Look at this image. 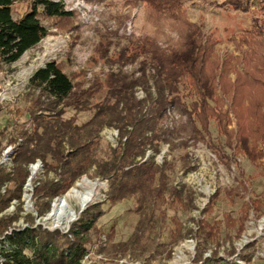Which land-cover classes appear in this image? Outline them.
<instances>
[{
  "label": "trees",
  "instance_id": "1",
  "mask_svg": "<svg viewBox=\"0 0 264 264\" xmlns=\"http://www.w3.org/2000/svg\"><path fill=\"white\" fill-rule=\"evenodd\" d=\"M17 1L20 0H0L2 64L14 63L54 32L74 33L78 28L74 12L65 8L63 0H26L24 12L15 18L13 5ZM222 1L235 11H248L256 4L264 15V0ZM185 2L125 1L131 9L141 3L142 17L144 13L150 32L127 36L126 43L117 42L110 55H102L104 64L115 66V70L108 73L107 94L101 100L81 101L78 111H92L90 118L81 124L76 123L75 116L64 117L63 102L74 89L82 88L86 71L67 74L64 61L51 60L32 74L27 85L32 94L28 111L30 127H18L16 135L7 142L14 146L11 167L0 165V214L13 201L22 204L28 166L39 160L45 174L54 175L53 179L38 181L35 186L37 197L48 200L38 209L39 215L48 211L50 199L64 193L91 171L93 178L107 180L106 195L111 204L125 199L136 204L134 212L139 220L133 236L140 239L159 220L164 221L166 209L162 206H179L184 211L196 209L194 191L185 184L171 183L168 172L174 169L172 163L164 160L159 164L155 160L162 145H168L169 151L174 152L177 148L186 150L203 143L230 169V155L212 140L210 124L214 122L224 145L235 155L243 154L251 160L264 156V28L246 29L241 40L234 42L239 53L223 58L215 49L217 39L206 35L199 23L188 21ZM126 19V14L120 16L121 22L125 23ZM166 26L175 37L163 34ZM163 35L165 38L161 39ZM128 65L134 68L124 70ZM230 73L235 74L234 78ZM104 89L96 77L85 92L91 97ZM138 89L144 94L142 98L136 95ZM169 108L175 109L178 119L168 112ZM230 113L235 128H229ZM105 127L117 130V145L107 146L99 155ZM182 159L184 174L195 168L188 162V153ZM241 181L239 184L243 186ZM223 191L230 201L241 197L238 187ZM221 192L217 189L210 195L203 213L209 215L213 211ZM252 205L256 211L260 209L257 200L244 202L240 220L227 215V222L237 226L236 237L244 231ZM95 208L85 209L72 225L73 240L40 227L13 229L5 235L10 250L0 249L4 264H79L86 254V237L90 230H95L93 222L99 216V209L90 213ZM156 210H159L158 218H155ZM17 219V216H0V235ZM171 221L180 234L181 222L175 217ZM218 231L215 222L202 218L196 221V230L188 229L186 233L200 236L206 243ZM179 237L172 236V243ZM195 260L193 264H243L250 257L241 255L242 262L230 261L219 256L216 249L207 257L199 253Z\"/></svg>",
  "mask_w": 264,
  "mask_h": 264
},
{
  "label": "rangeland",
  "instance_id": "2",
  "mask_svg": "<svg viewBox=\"0 0 264 264\" xmlns=\"http://www.w3.org/2000/svg\"><path fill=\"white\" fill-rule=\"evenodd\" d=\"M125 1L63 0L65 8L73 11L76 16L75 24L78 28L74 33L54 32L27 50L14 63L10 65L0 63V165L7 169L11 167L10 157L14 146H9L7 142L16 135L18 127H30L28 111L32 106V94L27 88L28 81L32 74L48 61H64L66 65L64 71L67 74L86 71L82 88L74 89L63 102L64 117L75 116L78 124L90 118L92 111H78L81 101L85 98H88L89 103L101 100L107 94L108 73L115 70V66L110 68L104 64L102 55H110L117 42L126 43L127 36H140L150 32V24L145 21L144 13L142 17L141 3L131 9L125 5ZM25 6L26 0L15 2L13 17H19L24 12ZM184 13L189 22L199 23L206 35L217 39L215 49L223 58L227 54L239 53L234 42L241 40L246 29L264 28V15L256 4H253L248 11H235L223 5L222 0H186ZM123 14L127 16L125 23L120 21V16ZM118 27L119 30L116 32ZM52 31L56 30L52 29ZM163 34L175 37L167 26L164 27ZM164 35L161 39L165 38ZM133 68L134 66L128 65L124 70L130 71ZM229 75L232 78L235 76L234 73ZM96 77L102 81L105 89L89 97L85 91ZM140 90H137L136 95L142 98L144 94ZM169 111L175 119L179 118L175 109L169 108ZM230 117L232 120L229 128H235L232 113ZM210 131L214 143L230 155V169L226 168L203 143L191 145L186 150L177 148L174 152L169 151L168 145H162L161 152L156 155L155 160L159 164L164 160L172 163L174 169L168 172L171 183L177 186L185 184L194 191L196 209L184 211L179 206L168 204L162 206L166 209L164 221L159 220L140 239H135L133 236L139 220V215L134 212L136 204L132 199L111 204L106 195L107 180L93 178L91 171L78 178L64 193L50 199L48 211L39 215L38 209L48 200L37 197L35 186L38 181L54 177L51 172L45 174L39 160L28 166L29 177L21 193L22 204L13 201L0 216L18 217L11 223L9 229L40 227L49 232L58 231L69 240H73L72 225L81 218L85 209L96 207L90 210L93 214L99 209V216L93 222L95 230H90L86 237L87 242L84 245L86 257L83 258L82 264H193L199 253L202 252L203 257H207L216 249L219 256L230 261H241V255H248L250 261L243 260L244 262L241 261L243 264H264V156L251 160L243 154L235 155L224 145V138L218 134L214 122L210 124ZM117 139V130L105 127L101 132L98 154L102 155L107 146L116 147ZM185 153H188V162L195 168L184 174L182 158ZM33 166L36 167L35 173L32 172ZM84 178L100 184L97 198L84 209H80L77 201L71 199L67 205L60 207L47 219L53 211L55 200L75 187L77 182L85 180ZM8 186L12 184L9 183ZM237 187L240 189L241 197L230 201L223 190ZM217 189L222 191L220 199L209 215L203 213L210 195ZM253 200L260 202V209L256 211L255 205H252L253 208L250 209L244 224L245 229L239 237H236L237 226L233 227L227 222V215L240 220L241 206L244 202ZM71 211L74 212L73 217L69 214ZM158 213L159 210H156L155 218H158ZM173 217L183 225L180 234L174 230L175 226L171 221ZM202 218L210 223L215 222L219 227L217 235L206 243L201 241L200 236L186 233L188 229L196 230V221ZM174 235L184 236L172 243L171 238ZM191 239L192 241L189 242Z\"/></svg>",
  "mask_w": 264,
  "mask_h": 264
},
{
  "label": "bare ground",
  "instance_id": "3",
  "mask_svg": "<svg viewBox=\"0 0 264 264\" xmlns=\"http://www.w3.org/2000/svg\"><path fill=\"white\" fill-rule=\"evenodd\" d=\"M35 171L36 167L33 166L32 172L35 173ZM99 186L100 184L88 181L87 179L77 182L75 187L69 190L65 195L55 200L53 203V211L47 216V219L52 217L60 209V207L67 205L71 199H75L79 208L84 209L89 203L97 198L99 194ZM79 188H82V190H79ZM69 214L73 217L74 212L71 211Z\"/></svg>",
  "mask_w": 264,
  "mask_h": 264
},
{
  "label": "built area",
  "instance_id": "4",
  "mask_svg": "<svg viewBox=\"0 0 264 264\" xmlns=\"http://www.w3.org/2000/svg\"><path fill=\"white\" fill-rule=\"evenodd\" d=\"M141 92H142V90H140ZM169 113H170V111H168ZM206 204V203H205ZM204 207V206H203ZM13 229H9L8 231H6L5 233H4V235H0V249H3V248H5L6 249V251H9L10 250V246H9V244L7 243V240H6V238H5V235H7V234H10L11 233V231H12ZM192 241V239L189 241V242H191ZM86 255V254H85ZM84 255V257H86ZM83 257V258H84ZM81 259L80 260V263L79 264H82V262H83V260L84 259ZM4 261H5V258L2 256V254L0 253V264H4ZM238 262H240V261H238Z\"/></svg>",
  "mask_w": 264,
  "mask_h": 264
},
{
  "label": "water",
  "instance_id": "5",
  "mask_svg": "<svg viewBox=\"0 0 264 264\" xmlns=\"http://www.w3.org/2000/svg\"><path fill=\"white\" fill-rule=\"evenodd\" d=\"M83 211V210H82Z\"/></svg>",
  "mask_w": 264,
  "mask_h": 264
}]
</instances>
